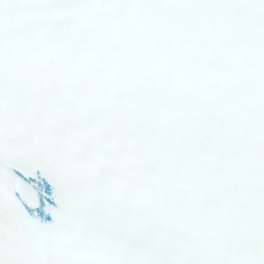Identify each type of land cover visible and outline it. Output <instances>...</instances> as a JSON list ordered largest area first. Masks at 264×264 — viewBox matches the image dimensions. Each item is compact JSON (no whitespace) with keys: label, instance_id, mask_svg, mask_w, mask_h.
<instances>
[{"label":"snow or ice","instance_id":"1","mask_svg":"<svg viewBox=\"0 0 264 264\" xmlns=\"http://www.w3.org/2000/svg\"><path fill=\"white\" fill-rule=\"evenodd\" d=\"M0 264H264V0H0Z\"/></svg>","mask_w":264,"mask_h":264}]
</instances>
